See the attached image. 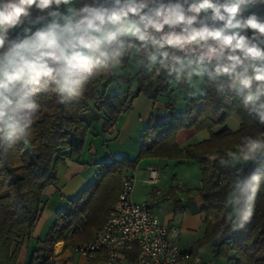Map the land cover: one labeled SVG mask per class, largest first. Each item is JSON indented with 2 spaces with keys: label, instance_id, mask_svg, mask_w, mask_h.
Returning a JSON list of instances; mask_svg holds the SVG:
<instances>
[{
  "label": "trees",
  "instance_id": "1",
  "mask_svg": "<svg viewBox=\"0 0 264 264\" xmlns=\"http://www.w3.org/2000/svg\"><path fill=\"white\" fill-rule=\"evenodd\" d=\"M248 12L264 17V6L249 5L245 14ZM134 46H126L119 64L109 62L107 68L93 69L81 97L66 98L64 103H58V94L43 90L30 97L38 108L31 113L34 122L28 135L0 143V264H16L20 246L28 239L41 211L43 189L57 180L59 163L81 153L87 131L100 112L105 116L102 129L106 130L141 91L154 98L164 87L165 81L153 90L140 85L133 90L124 88L121 71L129 62ZM138 50L144 58L145 51L139 46ZM118 77L124 82L118 86L123 90L109 94L114 91L111 86ZM202 81V94L190 98L182 110L166 105L163 114L150 115L142 130L136 157H115L97 166L94 180L55 213L26 264H52L53 246L59 240L63 241V246L71 247L90 240L117 200L123 171L133 169L139 159L148 157L198 163L200 186L197 192L203 201L200 211L204 215V234L190 246L191 256L198 254L202 245L209 244L213 258L226 257L228 264H264V157L243 166L251 167L252 175L257 174L260 179L253 181L242 197L239 207L246 210L251 206L252 214L244 226L236 230H232L235 214L232 217L227 214L228 196L231 185L237 183L234 169L242 166H232L224 158L229 152H235L244 138H264V125L249 115L235 92L218 90L224 82L221 78L207 73ZM231 114H236L241 121L237 131L222 128L211 132L209 138L201 142L184 147L175 143L179 129L211 130L222 126ZM8 143L12 146L5 153L3 148ZM211 155L216 156L209 159ZM174 203L179 208L176 200Z\"/></svg>",
  "mask_w": 264,
  "mask_h": 264
},
{
  "label": "clouds",
  "instance_id": "2",
  "mask_svg": "<svg viewBox=\"0 0 264 264\" xmlns=\"http://www.w3.org/2000/svg\"><path fill=\"white\" fill-rule=\"evenodd\" d=\"M249 5L264 0H0V143L28 135L38 108L30 97H81L93 69L119 64L133 45L170 75L221 78L218 90L235 92L264 125V17L245 14ZM228 157L232 166L258 161L264 138H244ZM259 179L237 181L232 230L249 220L251 206L239 205Z\"/></svg>",
  "mask_w": 264,
  "mask_h": 264
},
{
  "label": "crops",
  "instance_id": "3",
  "mask_svg": "<svg viewBox=\"0 0 264 264\" xmlns=\"http://www.w3.org/2000/svg\"><path fill=\"white\" fill-rule=\"evenodd\" d=\"M144 57L145 60L149 61L148 56ZM157 64L158 63H155L153 66L155 67ZM189 73L190 70H185L179 75L176 73L170 75L166 69L162 68L161 77H163L162 79L165 83L161 91L157 93V96L150 98L146 93L141 91L131 100L130 107L122 111L115 123L106 130L102 129L105 116L103 112H100L98 119L92 122L87 131L84 148L81 153L68 156L63 162L59 163L56 167L57 180L55 183L43 189L41 211L31 228L28 239L25 240L21 246L16 264H26L28 262L30 253L37 247L38 240L43 239L49 225L52 223L53 214L63 209L68 204V199L77 196L80 190L84 189L94 180L97 166L101 164V162L109 161L115 157L128 156L134 158L137 156L142 130L146 126V122L151 114H163L166 105H169L174 110H182L190 98L202 94L203 87H200V89L191 90L193 93H180L177 98L173 97L177 93L176 91H178V88L182 85L190 89V86L184 82ZM205 75L207 74L205 73L201 77V81ZM149 89L153 90L155 88ZM113 90L114 91H111L109 94L120 93V90L122 91L123 88L119 89L118 86H115ZM187 94H190L191 97H188ZM240 124L241 121L239 117L236 114H231L222 126H216L211 130L204 129L197 131L194 128H182L179 129L175 135V143L179 147H184L189 144L207 140L211 132H216L222 128H227L233 132L237 131ZM97 135L103 137V145L96 143L94 138H96ZM109 140L116 144V146L113 147L114 149L110 148L106 143V141ZM131 140L133 141V145L137 146L134 151L136 152L135 155H127L128 151H126L127 148H125ZM215 156L216 155H211L209 159ZM224 158L229 161L228 154ZM250 163H253V161L240 162L235 166L248 165ZM149 168L157 169L159 177L158 182L160 184L158 190H160L162 194V197H160L158 203L154 206L153 211L162 223L176 228V243L181 249L189 251L190 246L204 234V215L200 211L203 201L197 192L200 186V180L198 185H193L189 180L192 170L196 171L198 168V163L195 161L174 160L160 157L139 159L133 169L123 171L122 173V175L130 174L134 176L135 182L131 196L135 202L140 203L148 199L154 193V191H150V185L146 181ZM170 173L174 174L171 181L167 178ZM178 174L181 175L180 180L177 179ZM161 181L164 182L162 185ZM138 187L142 190L141 195L137 192ZM232 193L234 195L239 193L236 189V183L231 185V191L228 196L229 205L232 204L230 198ZM174 200L177 201V206L179 208L175 207ZM56 243L53 246L52 264H102L104 259L102 252L88 259L76 253L73 249L74 247L63 246L62 240ZM205 247H208L207 253L209 256L203 259L200 252ZM212 252L213 248L209 244H204L198 249L197 255L203 260H211L210 257H212Z\"/></svg>",
  "mask_w": 264,
  "mask_h": 264
},
{
  "label": "built area",
  "instance_id": "4",
  "mask_svg": "<svg viewBox=\"0 0 264 264\" xmlns=\"http://www.w3.org/2000/svg\"><path fill=\"white\" fill-rule=\"evenodd\" d=\"M236 168V182L251 178V167L241 172ZM158 179L157 169L149 168L147 183L157 185ZM134 182L133 175L121 176L117 200L106 213L101 228L74 251L88 259L103 252L102 264H213V260L191 256L188 250L181 249L176 243V228L159 220L153 208L162 197L160 190H153V195L140 203L133 201Z\"/></svg>",
  "mask_w": 264,
  "mask_h": 264
},
{
  "label": "rangeland",
  "instance_id": "5",
  "mask_svg": "<svg viewBox=\"0 0 264 264\" xmlns=\"http://www.w3.org/2000/svg\"><path fill=\"white\" fill-rule=\"evenodd\" d=\"M129 62H130V65H129ZM129 62L126 65V68L124 67V70L122 69L121 73L122 72L123 73L122 74L120 73L122 75V78L124 77L123 80H125L124 81L125 83L122 82L121 77H118L117 78L118 81H116V83L112 84V86H111L112 88H115V86H119L121 84V82L125 84L124 88H126L127 90L134 89L137 85H140L142 87L144 86L145 88H156L162 84V82H163V79H162L163 77H161L162 68L158 64L155 65V67H154L153 65L156 62H152L150 60L149 61L145 60V57L142 58L141 53H139L138 46H135L133 49L130 50ZM201 77L202 76L190 75V73H189V75L185 78L184 82L190 86V89L185 88L182 85L181 87L178 88V91H176L177 93L173 97L177 98L180 95V93H183V94H186L188 92L193 93L191 90H197V89H200V87L202 88L203 85H202ZM187 95H188V97H191L190 94H187ZM94 139L96 140V143L103 145L104 141H103V137H101V135H97L96 138H94ZM106 143L112 149H114L113 147L116 146V144L114 142H111L110 140L106 141ZM125 148L128 149V150L126 149V151H128L127 155H131V154L135 155L136 154V152H134V151H135V148H137V146L133 145L132 140L130 143L127 144V146ZM194 164H196V163H194ZM242 166H244V165H242ZM180 176H181L180 174L177 175L178 180H180ZM173 177H174V174L170 173V174H168L167 178L171 181L173 179ZM189 178H190L189 180L191 181V183L193 185L199 184V180H200L199 167L196 169V171L192 170ZM163 183L164 182L161 181V185ZM159 185H160L159 182L157 183V185H154V186L150 185V191L153 192V190L155 191L156 189L160 188ZM80 191H79V193H80ZM137 192L139 195L142 194V190L140 189V187H138ZM134 194H135V192H134ZM235 195H239V193H237ZM235 195L233 193L231 194V197H230L231 203H232V198ZM234 207L235 206L233 204L229 205V208L227 210V214L229 217L233 216ZM54 218H55V213L53 214V220H54ZM21 246H20L19 251L21 250ZM207 248L208 247H205L200 252L203 259L209 256V254L207 253ZM229 254L232 255L231 252ZM210 258H211V260H213V264H228L226 257L219 256V257L213 258V256H212Z\"/></svg>",
  "mask_w": 264,
  "mask_h": 264
}]
</instances>
